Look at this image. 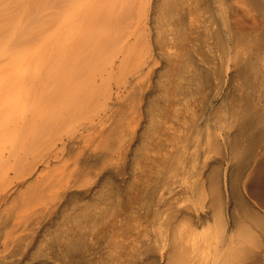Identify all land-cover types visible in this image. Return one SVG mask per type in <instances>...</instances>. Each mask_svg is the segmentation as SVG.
<instances>
[{"label":"bare ground","instance_id":"1","mask_svg":"<svg viewBox=\"0 0 264 264\" xmlns=\"http://www.w3.org/2000/svg\"><path fill=\"white\" fill-rule=\"evenodd\" d=\"M0 264H264V0H0Z\"/></svg>","mask_w":264,"mask_h":264},{"label":"rangeland","instance_id":"2","mask_svg":"<svg viewBox=\"0 0 264 264\" xmlns=\"http://www.w3.org/2000/svg\"><path fill=\"white\" fill-rule=\"evenodd\" d=\"M160 71H161V73H160L159 77L157 78L158 82L154 83V86L151 88L150 96H149L150 102L156 101L159 104L162 103V101H161L162 86H159L160 85L159 80H161L162 82L164 80L163 68H161ZM196 97H198V94H196ZM206 102H209V100L206 99ZM158 112L162 113L163 110L161 109V111H160V109H159ZM196 113L197 114L195 115V119H196L197 126L199 124V126L203 127V124H201L202 122H201V117L199 115V112L197 111ZM185 116L186 115H184V117ZM153 119H155L154 116H153ZM161 122H162V119H161ZM159 123H160V121H159ZM164 124H163V126H164ZM159 125L162 127V123ZM159 129H162V128H159ZM164 131H165V129H164ZM153 135H154V137L157 136L156 133ZM158 137H159L158 141L164 142L165 134L159 135ZM151 139H152L151 133H148V134L142 136L141 147L138 145V147H140V148L139 149L136 148V151L134 152L135 156L133 154L132 160H130V156L126 157V159L124 161V167H125L123 169L124 172L119 174L118 176H115V180H116L115 183L120 185V184L126 182V185L127 186L129 185V183L134 178V176H133L134 173L137 172L135 159L137 158L139 153H141L142 147H146L148 142L151 141ZM134 160H135V162H134ZM129 161H130V163H129ZM133 162H134V167H133ZM166 174H169V172L166 171ZM109 179H110V177L108 178V180L107 179L100 180L97 184L89 187V189L84 188L85 186L84 187L82 186L83 188L80 186L78 188L79 189L78 191H73V193L75 192L74 194H76V195H72L71 197H69L68 200L66 201L65 205L62 208L57 210V213L55 214L56 216L54 217L52 224L47 225L40 230L39 234L37 235V237L35 238V240L33 242V245L30 247V250H31L30 254H32V256L33 255L38 256L37 253L40 251V249H42L44 245H46V246L49 245L53 234L55 232H57L61 227H63V226L64 227H66V226L72 227L74 225H77V219H79L77 214H79L84 209L85 210L92 209L98 203L101 204V199L107 196V195H104V193L107 192L106 187H109V183H108ZM87 190H89V191H87ZM82 195H83V197H81ZM112 199H114V197ZM78 205H79L80 209L78 208ZM100 206H102V205H100ZM133 206H134L133 209L135 210V212H131L130 215L128 216V218L131 217L132 220H134L132 222L133 226L135 227V229L136 228L141 229L142 230L141 232H143L144 234L150 233L152 236V233H154L155 230L151 226V223L148 220L149 218L147 217V210H150V207H148V205H142V204H134ZM177 223L178 224H176V228L179 226L182 227V222H177ZM100 224L101 223L98 222L97 226H99ZM132 231H134V229H132ZM119 232H120L119 229H117L115 231V233H119ZM93 234H94V230H93ZM119 238H120V236H118L116 239H119ZM93 240H95V239H93ZM104 240L105 239L102 240L100 238H99V241L97 240L98 243L95 245V248H98L97 249L98 251H99V249H101L104 246V244H103ZM30 250H29V252H30ZM98 254H100V253L98 252ZM32 256L28 255L29 258L26 257L25 260L31 261L33 263V262L38 261L40 259L39 257L33 258ZM103 256H106L105 253L103 254Z\"/></svg>","mask_w":264,"mask_h":264}]
</instances>
